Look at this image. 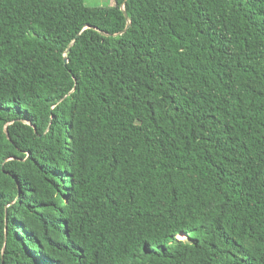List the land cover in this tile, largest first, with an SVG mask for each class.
<instances>
[{"label":"trees","instance_id":"16d2710c","mask_svg":"<svg viewBox=\"0 0 264 264\" xmlns=\"http://www.w3.org/2000/svg\"><path fill=\"white\" fill-rule=\"evenodd\" d=\"M0 264H264V0H0Z\"/></svg>","mask_w":264,"mask_h":264},{"label":"rangeland","instance_id":"374dc122","mask_svg":"<svg viewBox=\"0 0 264 264\" xmlns=\"http://www.w3.org/2000/svg\"><path fill=\"white\" fill-rule=\"evenodd\" d=\"M87 6L92 7H107L112 2V0H84ZM178 240H185L184 236H178Z\"/></svg>","mask_w":264,"mask_h":264},{"label":"water","instance_id":"95a60500","mask_svg":"<svg viewBox=\"0 0 264 264\" xmlns=\"http://www.w3.org/2000/svg\"><path fill=\"white\" fill-rule=\"evenodd\" d=\"M123 14H124V17L127 18V15H126V12H125V11H123ZM86 27L89 28V26H86ZM86 27H85V28H86ZM128 27H129V23H127L125 29H124L122 32H120V33H116V34H113V35H111V36L116 37V36L121 35L122 33L126 32V29H127ZM70 47H71V45L67 47L66 52L69 51ZM63 62H64V64L67 63V59H66V57L63 58Z\"/></svg>","mask_w":264,"mask_h":264},{"label":"crops","instance_id":"0c3cea01","mask_svg":"<svg viewBox=\"0 0 264 264\" xmlns=\"http://www.w3.org/2000/svg\"><path fill=\"white\" fill-rule=\"evenodd\" d=\"M113 5V0H112V2L109 4V6H112Z\"/></svg>","mask_w":264,"mask_h":264}]
</instances>
